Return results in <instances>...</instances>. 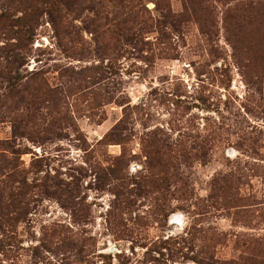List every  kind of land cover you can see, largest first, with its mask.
Segmentation results:
<instances>
[{
  "label": "rangeland",
  "instance_id": "1",
  "mask_svg": "<svg viewBox=\"0 0 264 264\" xmlns=\"http://www.w3.org/2000/svg\"><path fill=\"white\" fill-rule=\"evenodd\" d=\"M0 264H264V0H0Z\"/></svg>",
  "mask_w": 264,
  "mask_h": 264
},
{
  "label": "bare ground",
  "instance_id": "2",
  "mask_svg": "<svg viewBox=\"0 0 264 264\" xmlns=\"http://www.w3.org/2000/svg\"><path fill=\"white\" fill-rule=\"evenodd\" d=\"M174 219H175V221H174ZM171 222H175V223H178V218L177 217H175Z\"/></svg>",
  "mask_w": 264,
  "mask_h": 264
}]
</instances>
